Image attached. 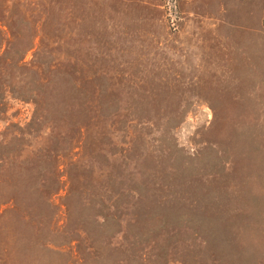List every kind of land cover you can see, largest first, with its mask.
Here are the masks:
<instances>
[{"label": "rangeland", "instance_id": "1", "mask_svg": "<svg viewBox=\"0 0 264 264\" xmlns=\"http://www.w3.org/2000/svg\"><path fill=\"white\" fill-rule=\"evenodd\" d=\"M0 264H264V0H0Z\"/></svg>", "mask_w": 264, "mask_h": 264}]
</instances>
